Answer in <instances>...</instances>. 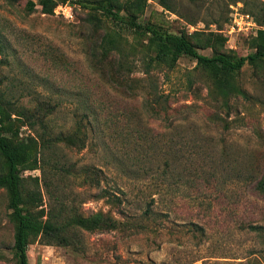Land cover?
<instances>
[{
  "label": "rangeland",
  "instance_id": "rangeland-1",
  "mask_svg": "<svg viewBox=\"0 0 264 264\" xmlns=\"http://www.w3.org/2000/svg\"><path fill=\"white\" fill-rule=\"evenodd\" d=\"M74 2L65 14H45L39 0H0V95L10 103V134L36 141L23 176L39 208L61 220L100 211L118 225L75 228L67 246L36 238L29 263L264 264V64L235 74L243 94L225 105L190 57L149 74L137 51L126 55L129 71L117 55L104 58L103 30ZM263 2L173 0L170 11L147 0L140 20L176 33L217 32L220 51L244 56L260 28L251 12ZM77 130L82 148L46 141ZM88 167L100 170L105 188L88 187ZM9 214L0 189V264H16Z\"/></svg>",
  "mask_w": 264,
  "mask_h": 264
},
{
  "label": "trees",
  "instance_id": "trees-1",
  "mask_svg": "<svg viewBox=\"0 0 264 264\" xmlns=\"http://www.w3.org/2000/svg\"><path fill=\"white\" fill-rule=\"evenodd\" d=\"M66 2L68 0H39L42 13L45 14H52L56 5ZM157 2L165 10H174L173 0ZM74 4L86 12L87 23L94 30H103L99 48L104 58L117 55L120 58L121 69L129 67L124 70L129 71L132 62L126 59V55L128 52L135 54L134 51H137L141 55L144 73L149 74L152 68L172 70L180 57H190L196 61L197 68H201L209 78L210 95L225 105L232 96L243 94L235 82V74L245 64L258 67L264 64V2L255 13L251 12L260 28L251 38L253 51L244 56H234L220 51L219 47L223 46L225 38L217 32L188 33L182 30L176 33L155 22L140 20L147 0H75ZM27 7L29 10L33 9L34 3L29 1ZM128 36L139 40L136 41L138 46L129 42ZM123 43H128V48L124 52L121 48ZM208 47L212 49L211 55L199 51L200 48ZM92 57H95V52H92ZM121 74L120 72L119 75ZM9 104L0 95V189H4L8 196L9 215L14 225L12 249L16 264H30L27 256L28 245L36 238L45 244L67 246L71 244L72 237L68 233L75 228L88 231L115 229L118 225L117 220L100 211L86 217L73 214L61 220L55 211L45 212L43 208H39L41 202L39 192L36 189L25 188L27 178L23 176L25 165L29 161V153L36 150L37 144L32 138H17L10 134L13 131V124L9 115ZM57 140L64 141L68 146L78 148L84 146V138L79 135L78 130L46 141ZM98 172L100 173L99 169L88 167V187L105 188L101 186L102 178ZM32 179L35 183L38 180L37 177ZM258 187L260 188L257 189L264 193V180L258 182ZM100 191L106 196L109 195L106 189ZM151 212L148 206L145 213ZM71 227L73 228L70 229ZM244 227L257 232L263 229L262 226L251 224Z\"/></svg>",
  "mask_w": 264,
  "mask_h": 264
},
{
  "label": "built area",
  "instance_id": "built-area-1",
  "mask_svg": "<svg viewBox=\"0 0 264 264\" xmlns=\"http://www.w3.org/2000/svg\"><path fill=\"white\" fill-rule=\"evenodd\" d=\"M67 8H68V5H67V4H65V3H64V4H63V3H60V4H58V5L55 6L53 12H55V13H63V14H65Z\"/></svg>",
  "mask_w": 264,
  "mask_h": 264
}]
</instances>
